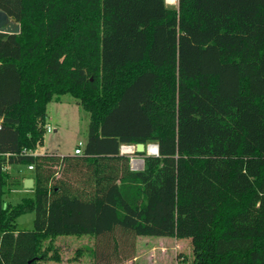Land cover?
I'll return each mask as SVG.
<instances>
[{
    "label": "trees",
    "instance_id": "16d2710c",
    "mask_svg": "<svg viewBox=\"0 0 264 264\" xmlns=\"http://www.w3.org/2000/svg\"><path fill=\"white\" fill-rule=\"evenodd\" d=\"M0 9L21 24L0 32V264L59 260L54 239L85 234L89 264H134L145 235L190 237L193 264H264V0ZM64 94L90 113L83 152L36 153ZM150 142L132 169L121 146Z\"/></svg>",
    "mask_w": 264,
    "mask_h": 264
},
{
    "label": "rangeland",
    "instance_id": "374dc122",
    "mask_svg": "<svg viewBox=\"0 0 264 264\" xmlns=\"http://www.w3.org/2000/svg\"><path fill=\"white\" fill-rule=\"evenodd\" d=\"M168 6L177 7L178 0H166ZM47 125L52 131H46L44 141L37 153L44 151L60 154H73L79 145L85 146L88 137L90 113L78 103L71 94L61 95L60 100H52L47 107ZM156 144L154 142L148 143ZM147 145V147H148ZM146 154L151 153L146 148ZM141 159L142 156L134 155ZM138 164V163H136ZM135 170L142 169L144 162L139 163ZM7 172L13 173L9 167ZM31 172L27 169L19 171L15 177H24ZM14 175V174H12ZM13 180V179H12ZM10 194L7 199L14 205L29 194V190L20 184H10ZM13 188V189H12ZM8 191V192H9ZM21 228H32L33 213L22 215L19 220ZM59 260L39 261L38 264H89L93 260L91 249L94 248L95 238L91 235H62L54 239ZM47 243V242H45ZM136 258L134 264H193V244L190 237L176 238L173 236H139L136 240Z\"/></svg>",
    "mask_w": 264,
    "mask_h": 264
},
{
    "label": "water",
    "instance_id": "95a60500",
    "mask_svg": "<svg viewBox=\"0 0 264 264\" xmlns=\"http://www.w3.org/2000/svg\"><path fill=\"white\" fill-rule=\"evenodd\" d=\"M0 32L10 33V34H18L21 32V24L19 21L14 20L10 15L0 9ZM157 147V151L155 152L158 155L159 152V145L155 144ZM146 145L144 143H138L136 145V152L142 153L146 151ZM141 160L144 162V158L142 157ZM34 187V178L27 177L24 179V188L27 190L33 189Z\"/></svg>",
    "mask_w": 264,
    "mask_h": 264
},
{
    "label": "built area",
    "instance_id": "2783aa9c",
    "mask_svg": "<svg viewBox=\"0 0 264 264\" xmlns=\"http://www.w3.org/2000/svg\"><path fill=\"white\" fill-rule=\"evenodd\" d=\"M46 130L52 131L53 129L50 125H46ZM150 145H152V144H150ZM150 145H148V147H146V148H148V150H149ZM135 149H136L135 145H122L121 146V154H127V155L131 156V167H132V169H135L134 166L138 167L140 165L139 163L138 164L134 163L136 160H140L141 162H143L139 158H133L134 157L133 154L135 153ZM82 152H83V148L81 147V145H79L75 148V151H74L75 154H82ZM153 154H155V153H153ZM29 169H33V166L30 165Z\"/></svg>",
    "mask_w": 264,
    "mask_h": 264
},
{
    "label": "bare ground",
    "instance_id": "6f19581e",
    "mask_svg": "<svg viewBox=\"0 0 264 264\" xmlns=\"http://www.w3.org/2000/svg\"><path fill=\"white\" fill-rule=\"evenodd\" d=\"M149 151L151 152V153H155L156 151H157V147H156V145L155 144H152V145H150V147H149ZM134 163H142L140 160H136Z\"/></svg>",
    "mask_w": 264,
    "mask_h": 264
},
{
    "label": "crops",
    "instance_id": "0c3cea01",
    "mask_svg": "<svg viewBox=\"0 0 264 264\" xmlns=\"http://www.w3.org/2000/svg\"><path fill=\"white\" fill-rule=\"evenodd\" d=\"M49 117V116H48ZM44 152H48V151H44ZM44 152H41V153H44ZM37 153V152H36ZM50 153H57V152H50Z\"/></svg>",
    "mask_w": 264,
    "mask_h": 264
}]
</instances>
